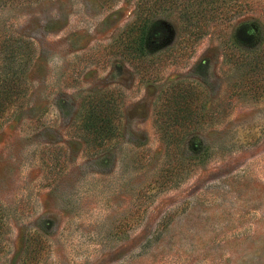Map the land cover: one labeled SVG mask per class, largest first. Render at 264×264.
I'll list each match as a JSON object with an SVG mask.
<instances>
[{
	"label": "rangeland",
	"instance_id": "obj_1",
	"mask_svg": "<svg viewBox=\"0 0 264 264\" xmlns=\"http://www.w3.org/2000/svg\"><path fill=\"white\" fill-rule=\"evenodd\" d=\"M141 1L0 0V64L6 42L34 53L0 126V264H264V0H225L194 43L169 11L138 63L119 36ZM176 83L206 117L174 142L155 112ZM113 91L120 135L95 153L75 127Z\"/></svg>",
	"mask_w": 264,
	"mask_h": 264
},
{
	"label": "trees",
	"instance_id": "obj_2",
	"mask_svg": "<svg viewBox=\"0 0 264 264\" xmlns=\"http://www.w3.org/2000/svg\"><path fill=\"white\" fill-rule=\"evenodd\" d=\"M224 1L143 0L137 7L135 19L120 34L119 42L126 45L129 59L143 63L163 52L165 44L160 46V43L166 27L160 23V19L167 12L173 11L179 17L178 21L184 24L183 28L189 34L188 41L194 43L206 34L211 13L220 10ZM242 35L250 41H254L257 36L249 28L242 29ZM20 42L22 41L6 42L3 47L0 64V126L24 106L27 98L25 73L34 53L26 46L21 47ZM156 73L147 68L142 76L152 77ZM203 93L201 85L195 86L193 83H176L169 88V92L167 90V95L157 105L155 121L169 141H180L188 129L201 127L202 120L206 117ZM117 101H121V97L115 91L93 94L85 101L83 113L75 128L95 153L113 148V141L120 135L121 107ZM3 227L0 218V233Z\"/></svg>",
	"mask_w": 264,
	"mask_h": 264
}]
</instances>
